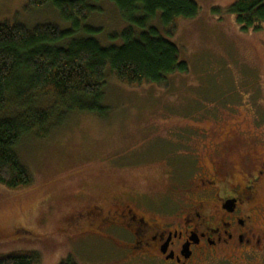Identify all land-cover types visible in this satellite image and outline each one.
<instances>
[{
  "label": "rangeland",
  "instance_id": "obj_1",
  "mask_svg": "<svg viewBox=\"0 0 264 264\" xmlns=\"http://www.w3.org/2000/svg\"><path fill=\"white\" fill-rule=\"evenodd\" d=\"M193 1L196 15L178 18L173 29L160 23L159 13L150 22L176 45L185 71L136 87L109 76L103 114L71 112L46 136L20 139L15 153L31 183L19 189L0 184V253L36 251L40 264L68 257L76 264H140L122 261L71 219L94 205L105 210L118 198L133 204L136 194L148 207L178 210L181 194L202 166L211 170L215 156L227 166L226 178L238 182L264 158V25L243 31L227 10L236 0ZM94 6L85 23L96 32L72 37L120 45L129 25L118 8L109 0ZM5 21L29 29L71 27L53 5L32 7L26 0H0ZM260 192L264 202V183Z\"/></svg>",
  "mask_w": 264,
  "mask_h": 264
},
{
  "label": "trees",
  "instance_id": "obj_2",
  "mask_svg": "<svg viewBox=\"0 0 264 264\" xmlns=\"http://www.w3.org/2000/svg\"><path fill=\"white\" fill-rule=\"evenodd\" d=\"M99 0H26L32 7L53 5L71 27L61 30L51 23L31 29L19 23L0 22V184L9 189L30 185L31 178L19 162L15 147L25 135L42 138L71 112L103 114L107 78L136 87L162 84L166 76L185 71L178 49L151 25L173 29L178 18L198 11L193 0H109L129 25L121 31L120 45H101L90 36L72 37L96 29L86 24ZM243 31L264 25V0H236L227 8ZM70 37L65 46L57 42ZM0 264H40L38 252L13 250L0 253ZM59 264H76L65 258Z\"/></svg>",
  "mask_w": 264,
  "mask_h": 264
},
{
  "label": "flooded vegetation",
  "instance_id": "obj_3",
  "mask_svg": "<svg viewBox=\"0 0 264 264\" xmlns=\"http://www.w3.org/2000/svg\"><path fill=\"white\" fill-rule=\"evenodd\" d=\"M222 163L215 156L211 170L202 166L178 210L148 207L136 194L133 204L114 199L107 209L94 205L71 222L88 227L83 233L107 242L124 262L264 264V158L239 182L226 178Z\"/></svg>",
  "mask_w": 264,
  "mask_h": 264
}]
</instances>
